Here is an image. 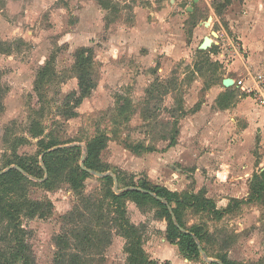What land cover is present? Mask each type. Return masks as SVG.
Wrapping results in <instances>:
<instances>
[{"label":"rangeland","instance_id":"1","mask_svg":"<svg viewBox=\"0 0 264 264\" xmlns=\"http://www.w3.org/2000/svg\"><path fill=\"white\" fill-rule=\"evenodd\" d=\"M250 30L264 35V0H0V160L4 155H39L41 139L77 148L70 156L53 157L64 162V169L48 185L43 184L48 175L44 180L28 177V197L45 205L43 215L24 221L35 264H56V238L66 229L68 215L77 208L89 215L82 198L91 204L102 200V177L93 174L77 192L65 179L82 166L87 145L96 136L108 137L100 154L107 169L102 175L119 173L125 184L156 176L157 159L168 146L176 118L179 130L184 128L179 140L196 153H186V168H194L198 152L221 162L210 164L211 183L218 171L232 176L230 166L251 176L264 168V116L254 96L232 87L237 100L247 102L233 106L218 121V130L200 123L192 133L180 115V106L188 115L202 109L216 87L223 89L226 78L249 82L251 52L243 36ZM207 37L213 39L209 57L199 53ZM83 48L93 50L96 86L76 108V54ZM46 67V77L38 82ZM168 81L173 84L169 93L148 96L155 82ZM126 100L131 108L124 112ZM34 127L42 130L40 138L30 132ZM138 142L157 153H133L130 147ZM124 187L121 183L114 190L122 193ZM217 194L216 189L211 197L223 212L221 218L193 211L185 216L189 226L204 228L205 252L190 261L164 245V224L155 207L138 208L144 215L138 219L131 212L133 202H127L130 220L145 222L144 250L154 264H210L224 255L240 264H264V195L249 203L250 195L234 199ZM78 218L67 227L82 226ZM125 244L114 232L111 245L96 255V264H126Z\"/></svg>","mask_w":264,"mask_h":264},{"label":"trees","instance_id":"2","mask_svg":"<svg viewBox=\"0 0 264 264\" xmlns=\"http://www.w3.org/2000/svg\"><path fill=\"white\" fill-rule=\"evenodd\" d=\"M1 51L3 49L0 42ZM199 53L209 57L207 52L199 51ZM93 62V50L90 48H83L76 54L75 67L78 72L79 86V91L74 96L76 108L95 89ZM185 65L188 66V64ZM47 72V67L40 71L38 82L44 80ZM171 85H173L171 81H168L167 84L155 82L147 94L151 98L155 92L169 93ZM128 103L129 101L126 100L125 106L121 108L122 111L130 110V103ZM180 109L183 110V106H180ZM182 110H180V115L183 117L187 113ZM71 116H75V113L72 112ZM173 124L174 130L171 131V138L167 139L165 136L163 138L170 142L169 147L177 143L179 135L177 118ZM30 132L34 138H40L42 135V130H39L38 127H34ZM107 143L108 137L105 135L96 136L88 143L85 161L88 170L101 174L107 172L100 161V154L106 149ZM39 147V155L23 158L16 156L13 159L4 155V158L0 160V172H3L0 175V264H35L31 246L27 241L28 231L24 227V221L43 215L45 205L28 197V185L32 182L28 177L44 180L47 172L48 178L43 181V184L48 185L52 179L62 176L64 169V162L61 159L55 161L53 157L70 156L77 150L76 147H59L57 142L43 139L39 140ZM130 150L135 154L157 151L155 147L143 142L131 146ZM40 155L42 156L41 160ZM16 167L21 168L23 172ZM72 171L74 172L66 176L65 179L77 192L85 187L86 181L92 175L80 166ZM116 177L119 185L124 183L125 189L141 188L148 191L149 194L137 190L117 193L114 190L113 177L104 176L101 179L105 182L102 200L99 203L91 204L89 199L82 198L84 210L89 211V215L80 212V208H77L66 218L67 226L73 225L77 217L83 224L76 228L66 226V229L56 238V264H96V255H101L103 249L111 245L114 232L126 240L125 252L128 255L126 264H154L144 250L145 225H135L131 222L127 212L128 201L135 203L141 209L147 206L155 207L156 217L167 221L168 226L165 234L167 241L177 245L181 255L189 260L201 257V249H205L203 246L204 228L201 225L188 228L185 216L191 209L194 213H210L221 218L223 212L216 210L217 204L214 200L207 199L202 194L171 192L167 188L153 185L147 180H143L140 184L134 182L125 184V179L119 173L116 174ZM249 186L250 198L247 202L253 203L260 200L264 195V171L255 173L250 179ZM153 195L162 200L156 199ZM243 201L236 203L240 204ZM219 258L223 264H240L229 260L226 255L219 256ZM210 264L219 263L211 262Z\"/></svg>","mask_w":264,"mask_h":264},{"label":"crops","instance_id":"3","mask_svg":"<svg viewBox=\"0 0 264 264\" xmlns=\"http://www.w3.org/2000/svg\"><path fill=\"white\" fill-rule=\"evenodd\" d=\"M199 1L200 0H198V2ZM253 2L257 3V0H253ZM210 25L211 23H209V26ZM250 33L251 34L246 33L243 36V42H244V45L247 47V49L250 50L251 52V58H249V61L251 60V69L255 73L252 74L251 69L248 68L247 66L246 68H247L249 78H250L249 82H251L250 84H252L253 78H255L259 74L264 75V35L256 31H251V30H250ZM212 45H213V42H212ZM200 51L202 52L207 51L208 54L210 53L209 48L207 50L200 49ZM226 79H231V78H226ZM226 79L222 81V84ZM232 80L234 81V85L231 87H225L224 84H223V89L221 90H217V87H216L215 91L212 94V99L209 100L208 103L204 104L202 109L194 112L191 115H188L189 111L186 112L187 114L183 117L184 118L186 117L187 119L186 120L182 119L183 120L182 124L185 122H188L189 131H191L192 133L198 131L199 128L201 127L200 123H203L202 127L209 128V126H213L216 128V130H218V121L226 116H229L230 112L232 111L233 106L237 105L238 107H240L247 102V100H244V101L242 99L237 100V96L235 95V93H233V89H232V87L237 88L235 86L236 80L235 79H232ZM245 82L249 84L248 81L245 80ZM249 96L250 98L251 97L253 98L252 95H249ZM254 102L257 103L255 100ZM256 105L259 111L264 116L263 108L259 106L258 103ZM258 127H262V125L260 124V126ZM183 129L184 128H181L179 130V124H178L179 135L177 137V143L172 147H169L170 142L168 143V146L165 148L166 150L163 152L162 156L157 159V164H158L159 169L156 172V176L153 173L152 176L150 175L152 180L148 179L147 181H149L153 185L165 187L171 192H176L179 194L189 193L193 195L202 194L204 195V197H206L207 199H211V200H214L211 196H212V192L216 189L219 192V194H217L218 196L222 194L225 196H229L230 198H234V199H237V197H239L240 195H242L243 197L249 196L250 195L249 182L252 176L249 173L244 174L243 172H240V171L239 173H236L233 170L234 168L231 166H230L229 173L232 176L228 174V171H226L227 173L218 171L216 172L218 178L213 181L214 184L211 183V180L209 181L208 175H210L211 177V169L209 167H210L211 162H214L210 160L209 157H211V154L209 153H199L198 152V155L193 163L194 168L191 170L189 168H186L187 166L185 165H188L186 161L187 158H185L186 153H188L189 155H193V156L196 155V153L195 151L192 150V148L188 149L189 145L184 144L182 142V139L179 140L180 134L181 135L183 134ZM248 130L249 128L246 129L245 131H248ZM155 153H157V151L150 153V154L155 155ZM214 163L217 164L218 166L221 164V162H218V163L214 162ZM186 169H189V170L186 171ZM204 170L208 171V174L206 173L207 174L206 177L203 176V173L205 172ZM262 171H264V168H259L256 172L253 173V175L255 173H260ZM107 175L112 176V174H107ZM237 186H239V188L235 189ZM214 201L217 204V201L216 200ZM133 204L135 208L131 211L133 212L132 215L137 217L138 219L143 218L144 216L143 213L140 212V210L138 209L135 203ZM127 211L129 214V208H127ZM192 211L193 210L189 209L187 211V214L191 213ZM203 213L204 212H201V214ZM158 220L164 224L162 231L166 234L167 226H168L167 221L161 220V219H158ZM131 222L135 225H141L142 224L141 222H143V220L140 221V224H136L132 220ZM186 225L188 228H191L194 225H200V224L194 223L191 226H189V223L186 220ZM164 241H165V244H164L165 246L176 250L177 254H179V256L185 259V261L189 260L181 255L179 251V247L177 245H173L169 243L167 239H165ZM202 252H205V251L202 250ZM212 261L219 262L218 260H212Z\"/></svg>","mask_w":264,"mask_h":264},{"label":"built area","instance_id":"4","mask_svg":"<svg viewBox=\"0 0 264 264\" xmlns=\"http://www.w3.org/2000/svg\"><path fill=\"white\" fill-rule=\"evenodd\" d=\"M235 86L249 95L254 96L255 101L264 110V75L259 74L252 80V84H247L245 80H236Z\"/></svg>","mask_w":264,"mask_h":264},{"label":"water","instance_id":"5","mask_svg":"<svg viewBox=\"0 0 264 264\" xmlns=\"http://www.w3.org/2000/svg\"><path fill=\"white\" fill-rule=\"evenodd\" d=\"M198 2V0H194V3H197ZM192 10H189V12H191ZM213 36H215V37H218V35L215 33V32H213ZM212 42H213V40L211 39V38H209V37H207L205 40H204V42H203V44L201 45V47H200V49L201 50H207L208 48H210L211 47V45H212ZM223 84H224V86L225 87H231V86H233L234 85V81L232 80V79H226L224 82H223ZM85 161H86V156H83L82 157V169L83 170H85V171H88L90 174H94V175H97V176H99V177H104V175H102V174H100V173H96V172H94V171H90V170H88L87 168H86V166H85ZM19 171H21V172H23V170L21 169V168H19V167H16ZM45 171H46V169H45ZM1 174H3V172H0V175ZM46 175H47V172H46ZM113 176V175H112ZM113 178H114V184H115V187H117L118 186V180H117V178L115 177V176H113ZM128 190H137V191H140V192H143V193H147V194H149V192L148 191H145V190H143V189H141V188H137V189H134V188H126L125 190H123V191H128ZM117 193H119V191H116ZM156 199H158V200H162V199H160V198H158V197H156L155 195H153ZM201 253H203L202 252V250H201ZM219 264H223V263H221V262H218Z\"/></svg>","mask_w":264,"mask_h":264}]
</instances>
